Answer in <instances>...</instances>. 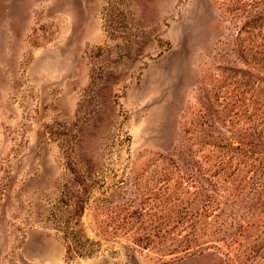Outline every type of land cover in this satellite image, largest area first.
Here are the masks:
<instances>
[{"label":"rangeland","instance_id":"obj_1","mask_svg":"<svg viewBox=\"0 0 264 264\" xmlns=\"http://www.w3.org/2000/svg\"><path fill=\"white\" fill-rule=\"evenodd\" d=\"M0 264H264V0H0Z\"/></svg>","mask_w":264,"mask_h":264}]
</instances>
